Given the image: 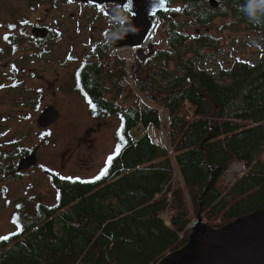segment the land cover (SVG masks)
<instances>
[{
    "label": "trees",
    "instance_id": "16d2710c",
    "mask_svg": "<svg viewBox=\"0 0 264 264\" xmlns=\"http://www.w3.org/2000/svg\"><path fill=\"white\" fill-rule=\"evenodd\" d=\"M68 1L52 3L58 8ZM166 1L171 10L158 16L165 48L140 65L145 85L135 82L149 104H114L126 68L109 51H96L97 61L76 70L78 93L92 109L120 122L119 152L110 155L101 171L106 174L85 183L48 173L55 204L38 205L36 217L24 221L14 213L16 230L0 240V264H157L186 243L198 215L207 226L221 228L264 210V51L256 65L236 60L211 74L198 64L220 52L221 38L208 30H180L223 18V30L257 32L264 29V15L247 18L240 10L245 0H214L216 9L211 0ZM133 55L132 70L139 59ZM158 107L167 113L170 151L147 132L131 136L137 128L160 130ZM233 164L244 171L227 184ZM174 167L180 182H172Z\"/></svg>",
    "mask_w": 264,
    "mask_h": 264
},
{
    "label": "rangeland",
    "instance_id": "374dc122",
    "mask_svg": "<svg viewBox=\"0 0 264 264\" xmlns=\"http://www.w3.org/2000/svg\"><path fill=\"white\" fill-rule=\"evenodd\" d=\"M122 14L115 5L98 10L72 0L58 8L53 6L52 0H0V35L5 28L17 25L25 28L15 54H11L13 46L3 45L0 39V50L6 48L0 59V84L11 86L17 82V88L0 90V118L5 119L8 151L33 150L39 163V168L21 182H8L7 196L0 197V237L16 230L13 223L16 210L18 219L24 221L36 217L38 205L55 204L56 191L43 169L66 179L89 181L101 173L109 156L120 145L116 138L120 125L118 117L100 108L92 109L78 93L76 70L84 63L97 61L96 51H109L111 56L120 58L126 68V76L119 84L122 90L116 95L114 104L124 109L134 105L137 99L149 104L147 94L135 83L139 81L145 85L140 66L144 56L135 62L137 67L132 70L131 61L136 51H118L114 46L117 35L127 31L123 26L126 17ZM174 20L186 23L179 15H174ZM226 20L217 18L206 28L188 25L180 29L187 35L196 30H208L212 36L221 38L220 52L198 64L211 74L229 69L236 60L256 65L264 51V29L257 32L223 30ZM155 25L149 40L153 51L165 48L164 25L159 19ZM34 28L46 29L48 37L40 33L35 37ZM147 51L145 47V55L149 54ZM105 97L112 99L113 96L110 92ZM49 106L58 111L59 119L48 129L41 130L37 127V119ZM158 110L160 130L137 128L131 136L138 138L147 132L153 141L169 149L167 113L160 107ZM243 171L241 165H231L226 183H233ZM180 181L175 168L172 182ZM185 200L188 201V196ZM170 215L168 211L164 218Z\"/></svg>",
    "mask_w": 264,
    "mask_h": 264
},
{
    "label": "water",
    "instance_id": "95a60500",
    "mask_svg": "<svg viewBox=\"0 0 264 264\" xmlns=\"http://www.w3.org/2000/svg\"><path fill=\"white\" fill-rule=\"evenodd\" d=\"M75 3L98 10L116 5L125 15L123 26L127 31L115 40L116 50L136 51L142 61L153 54V45L149 44L155 21L160 14L167 13L171 6L166 0H72ZM216 9V1H209ZM46 36V29H35L32 34ZM196 34L199 31L196 30ZM147 47L149 54H144ZM59 119L58 111L49 106L37 119V127L46 130ZM26 158L20 165L25 170L36 164V156ZM157 264H264V210L242 216L221 227L212 228L201 222L198 215L189 231L186 243L177 251L162 258Z\"/></svg>",
    "mask_w": 264,
    "mask_h": 264
},
{
    "label": "flooded vegetation",
    "instance_id": "af4514ba",
    "mask_svg": "<svg viewBox=\"0 0 264 264\" xmlns=\"http://www.w3.org/2000/svg\"><path fill=\"white\" fill-rule=\"evenodd\" d=\"M34 29H37V28H34ZM5 30L6 31L0 35L1 43H3V45L5 46L12 45L13 50H11L12 51L11 54H15L14 52L16 51L17 46H18L17 43L19 41H22V38L24 37V34H25V32H23L24 29L21 28L19 25H17L10 29L5 28ZM5 36H7V39L4 38ZM38 40L39 39L35 41H38ZM5 50L6 48L0 50V59L2 58V56H4L3 54ZM148 58L149 56L146 57V59L143 62L147 61ZM12 70L16 72L15 67H12ZM4 88L6 89L17 88V82H13L11 86L6 85V84L5 85L0 84V90ZM80 97L86 101L83 95H81ZM3 122H5L4 117L0 118V197L7 196V192L9 190V187L7 185L8 182L19 183L30 172H33L36 168H39V163L37 160L36 165L29 167L25 170H20V165L26 158L30 157L32 154L36 155V158H37V154L33 150H24V149L20 151L9 152L8 151L9 145H8L7 135H6L7 132H6V129L4 128ZM43 170H44V174L47 176L48 181H49L50 178L48 176V173H53V172H51L50 170H45V169ZM29 198H33V197L30 196ZM13 223L16 227L15 222Z\"/></svg>",
    "mask_w": 264,
    "mask_h": 264
},
{
    "label": "clouds",
    "instance_id": "9594fccd",
    "mask_svg": "<svg viewBox=\"0 0 264 264\" xmlns=\"http://www.w3.org/2000/svg\"><path fill=\"white\" fill-rule=\"evenodd\" d=\"M240 10L247 18L257 19L264 15V0H245Z\"/></svg>",
    "mask_w": 264,
    "mask_h": 264
},
{
    "label": "snow or ice",
    "instance_id": "6c2138e0",
    "mask_svg": "<svg viewBox=\"0 0 264 264\" xmlns=\"http://www.w3.org/2000/svg\"><path fill=\"white\" fill-rule=\"evenodd\" d=\"M70 2H71V0H70ZM177 11H179V9H177ZM4 38L7 39V36H5ZM89 103L91 104V101H89ZM92 107L95 108V105L93 104ZM117 152H119V147H117ZM108 159L111 162L113 157L110 156ZM106 172H107V170L105 169L103 172H101L100 175L103 176V175L106 174ZM99 178H100V176L96 177V179H99ZM83 182L87 183V182H90V181H83ZM8 239H9L8 236L0 237V240H8Z\"/></svg>",
    "mask_w": 264,
    "mask_h": 264
},
{
    "label": "bare ground",
    "instance_id": "6f19581e",
    "mask_svg": "<svg viewBox=\"0 0 264 264\" xmlns=\"http://www.w3.org/2000/svg\"><path fill=\"white\" fill-rule=\"evenodd\" d=\"M156 25H157V24H156ZM81 84H82V83H81ZM169 192H170V191H169ZM194 223H195V222H194ZM194 223H192V225H191V227H190L189 231L192 229V226H193V224H194Z\"/></svg>",
    "mask_w": 264,
    "mask_h": 264
},
{
    "label": "built area",
    "instance_id": "2783aa9c",
    "mask_svg": "<svg viewBox=\"0 0 264 264\" xmlns=\"http://www.w3.org/2000/svg\"><path fill=\"white\" fill-rule=\"evenodd\" d=\"M240 175H242V173H240Z\"/></svg>",
    "mask_w": 264,
    "mask_h": 264
}]
</instances>
